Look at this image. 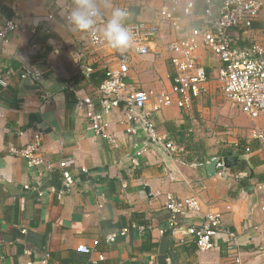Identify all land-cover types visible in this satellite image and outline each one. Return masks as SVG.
Listing matches in <instances>:
<instances>
[{"label":"crops","instance_id":"obj_1","mask_svg":"<svg viewBox=\"0 0 264 264\" xmlns=\"http://www.w3.org/2000/svg\"><path fill=\"white\" fill-rule=\"evenodd\" d=\"M111 3L129 6L132 21H158V4ZM101 7L107 17L111 9L102 2ZM50 14L55 20L49 21ZM65 16L59 0H0V27L13 22L23 29L39 28L35 35L15 33L9 42L0 41V264H45L47 258L50 264H237L238 256L241 264H264V217L259 210L264 200V145L250 139L253 123L225 98L217 81L221 63L202 50L207 92L190 109L173 105L153 114L157 132L177 153L148 141L142 129L127 135L120 112L107 119L109 138L103 139L75 108L79 97L97 94L104 74L99 70L87 80L78 69L87 36L73 32ZM170 31L162 24L161 42L154 48L159 57L130 52L129 81L135 87L171 92L174 70L162 46L170 40ZM252 34L264 45V10ZM116 51L109 48L104 54L110 58ZM257 125L264 129V118ZM37 132L45 136L42 154L48 162H69L75 187H67L55 172L44 177L55 194L39 198L24 189L34 185L37 171L12 150L30 144ZM138 146L143 147L135 152ZM229 155L238 161L228 176L207 178L204 164ZM241 161L247 163L246 171L233 172ZM168 194L202 204L203 213L178 217L181 226L200 227L204 213H220L223 224L238 237L236 252L228 249L223 234L217 236L215 250L200 252L190 237L174 232L165 209ZM132 224L147 230L131 231L114 244L106 241L107 235ZM79 245L92 248V256L78 253Z\"/></svg>","mask_w":264,"mask_h":264},{"label":"built area","instance_id":"obj_2","mask_svg":"<svg viewBox=\"0 0 264 264\" xmlns=\"http://www.w3.org/2000/svg\"><path fill=\"white\" fill-rule=\"evenodd\" d=\"M142 2L159 5L156 11L158 21H132L131 9L125 6L123 9L128 16L124 23L132 36V45L125 51L117 50L111 54L113 57L106 58L104 52L110 47L106 43L93 41L86 34L87 42L79 55L78 69L87 80L102 70L104 79L95 96L78 98L75 109L86 118L92 132L108 139L107 119L115 112H120L127 135H136L142 129L148 141L163 147L171 155L177 153V147L157 132L153 114L173 105L190 109L193 101L207 92L209 77L199 58V53L204 50L222 65L217 81L225 98L253 123L250 139L264 145V129L257 125L264 118V45L257 43L252 34L254 23L264 10V0H141ZM48 19L55 20V15L50 14ZM104 23L105 19L101 18L97 27ZM162 24L169 25L171 30L170 40L162 46L174 70V78L171 92L155 94L130 83V52L141 57L155 53L159 57L160 52L154 48L161 42ZM45 30L50 33V26L47 25ZM38 31L36 26L23 29L13 22H7L0 27V41L9 42L10 36L15 33L35 35ZM8 80H3L1 85L6 87ZM44 137L42 132H37L30 144L21 150H12L26 161L30 170L37 171L34 185H26L24 189L36 193L39 198L56 193L53 187H46V175L60 172L67 187H75L78 183L69 168V162L63 160L54 164L43 157ZM246 152L250 153L251 149L246 148ZM227 172L224 159H219L217 176L226 178ZM82 173L88 174V171L82 169ZM58 198L61 199L60 195ZM165 209L171 214L170 223L174 232L190 237L200 252L215 250L219 234L226 236L229 250L236 252L239 248L238 237L226 228L217 211L209 210L204 213V223L200 227L180 225L178 217L183 214L203 213L198 199L179 200L168 194ZM259 210L264 217V200L260 202ZM146 230V226L132 224L107 235L106 241L114 244L120 238H127L131 231L143 234ZM76 251L87 257H91L94 252L86 245H79ZM104 260L105 257L100 255L99 261ZM236 263L241 264L239 256L236 257ZM45 264H50L48 258Z\"/></svg>","mask_w":264,"mask_h":264},{"label":"clouds","instance_id":"obj_3","mask_svg":"<svg viewBox=\"0 0 264 264\" xmlns=\"http://www.w3.org/2000/svg\"><path fill=\"white\" fill-rule=\"evenodd\" d=\"M101 2L104 8L111 9L107 17L104 16ZM59 6L66 9L64 18L73 32L86 33L93 41L106 43L121 52L131 47L132 36L124 23L128 13L113 6L111 0H59ZM101 18L105 19V23L97 27Z\"/></svg>","mask_w":264,"mask_h":264},{"label":"water","instance_id":"obj_4","mask_svg":"<svg viewBox=\"0 0 264 264\" xmlns=\"http://www.w3.org/2000/svg\"><path fill=\"white\" fill-rule=\"evenodd\" d=\"M143 146H138L135 150V152L139 151ZM238 159L236 157H233L229 155L227 158L224 159V164L226 169H231L233 164L236 163ZM219 160L213 158L209 159L205 164H204V170L207 178H213L217 176V164ZM253 189V188H252ZM149 189H146L147 194H149Z\"/></svg>","mask_w":264,"mask_h":264},{"label":"trees","instance_id":"obj_5","mask_svg":"<svg viewBox=\"0 0 264 264\" xmlns=\"http://www.w3.org/2000/svg\"><path fill=\"white\" fill-rule=\"evenodd\" d=\"M247 163L245 161H241L239 162L238 165L235 166V168H233V172L235 173H240V172H244L247 169Z\"/></svg>","mask_w":264,"mask_h":264},{"label":"rangeland","instance_id":"obj_6","mask_svg":"<svg viewBox=\"0 0 264 264\" xmlns=\"http://www.w3.org/2000/svg\"><path fill=\"white\" fill-rule=\"evenodd\" d=\"M212 55H210V57H211Z\"/></svg>","mask_w":264,"mask_h":264}]
</instances>
